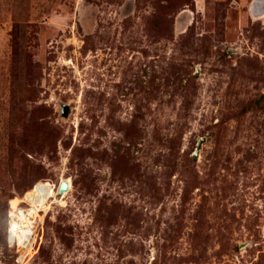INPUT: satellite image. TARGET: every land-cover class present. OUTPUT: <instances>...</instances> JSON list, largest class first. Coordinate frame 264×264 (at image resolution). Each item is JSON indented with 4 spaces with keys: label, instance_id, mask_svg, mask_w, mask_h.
Segmentation results:
<instances>
[{
    "label": "rangeland",
    "instance_id": "rangeland-1",
    "mask_svg": "<svg viewBox=\"0 0 264 264\" xmlns=\"http://www.w3.org/2000/svg\"><path fill=\"white\" fill-rule=\"evenodd\" d=\"M0 264H264V1L0 0Z\"/></svg>",
    "mask_w": 264,
    "mask_h": 264
},
{
    "label": "built area",
    "instance_id": "built-area-1",
    "mask_svg": "<svg viewBox=\"0 0 264 264\" xmlns=\"http://www.w3.org/2000/svg\"><path fill=\"white\" fill-rule=\"evenodd\" d=\"M54 187V184H52V187L50 188H37L33 193L34 198H25L23 200L17 199V201H19L17 202V204H14L13 206L9 204L6 242L9 247H15V252L17 253V261L25 260L26 256L30 254V249L32 248L31 239L34 235L33 233V235H30L27 240L19 242L18 234L21 233V231H19L21 229L20 226H23V224L27 223L31 224V229L34 231L33 223L35 220V216H39L38 212L40 211V208L42 210V208L44 207L46 199L49 198L48 194L54 192V196L52 197L53 199L63 194L58 192L59 184L57 187ZM21 201H23V203H27V207H23Z\"/></svg>",
    "mask_w": 264,
    "mask_h": 264
},
{
    "label": "water",
    "instance_id": "water-1",
    "mask_svg": "<svg viewBox=\"0 0 264 264\" xmlns=\"http://www.w3.org/2000/svg\"><path fill=\"white\" fill-rule=\"evenodd\" d=\"M256 1H258V0H255V2ZM68 110H69L68 105L67 104H63L62 107H61L62 116H66L68 114ZM201 142H202V140H198L197 148H196V151H195L194 155H197V151H198V148L200 147ZM68 189H69L68 182L66 180H61L60 183H59L58 192L59 193H63L64 191H68Z\"/></svg>",
    "mask_w": 264,
    "mask_h": 264
},
{
    "label": "bare ground",
    "instance_id": "bare-ground-1",
    "mask_svg": "<svg viewBox=\"0 0 264 264\" xmlns=\"http://www.w3.org/2000/svg\"><path fill=\"white\" fill-rule=\"evenodd\" d=\"M67 181V180H66ZM68 186H69V183H68ZM50 188V187H52V186H49V185H38V186H36L35 187V189L32 191L33 193H34V191L37 189V188ZM56 187V186H55ZM54 187V188H55ZM66 191H64L63 192V194L65 193ZM63 194L61 195V196H58L59 197V199L61 198H63ZM49 197H53L54 196V192H51V193H49V195H48ZM55 200L57 201V199L55 198ZM60 202V201H59ZM44 208V207H43ZM42 208V209H43ZM30 223V222H29ZM29 225V228L31 229L32 228V225L31 224H28ZM23 226H24V224H23ZM23 226H20V230L19 231H21V233L20 234H18V240H19V242L20 241H25V240H27L29 237H30V235H33V233H34V231L31 229V233L30 234H27L26 235V237L25 236H23L24 235V230H23ZM34 227V226H33Z\"/></svg>",
    "mask_w": 264,
    "mask_h": 264
},
{
    "label": "trees",
    "instance_id": "trees-1",
    "mask_svg": "<svg viewBox=\"0 0 264 264\" xmlns=\"http://www.w3.org/2000/svg\"><path fill=\"white\" fill-rule=\"evenodd\" d=\"M49 182H46V181H39L35 184L32 185V187L25 193V196L29 193V192H32L36 186L38 185H45V184H48ZM6 233H7V230H6ZM6 235V234H5Z\"/></svg>",
    "mask_w": 264,
    "mask_h": 264
}]
</instances>
